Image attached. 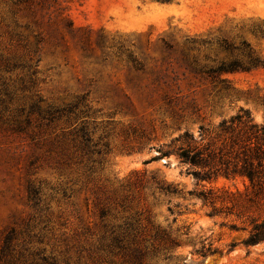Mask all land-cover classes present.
I'll list each match as a JSON object with an SVG mask.
<instances>
[{
  "label": "rangeland",
  "instance_id": "obj_1",
  "mask_svg": "<svg viewBox=\"0 0 264 264\" xmlns=\"http://www.w3.org/2000/svg\"><path fill=\"white\" fill-rule=\"evenodd\" d=\"M241 110L264 126V0H0V264H122L109 237L138 220L182 242L178 264H264L231 229L264 200L173 152Z\"/></svg>",
  "mask_w": 264,
  "mask_h": 264
},
{
  "label": "trees",
  "instance_id": "obj_2",
  "mask_svg": "<svg viewBox=\"0 0 264 264\" xmlns=\"http://www.w3.org/2000/svg\"><path fill=\"white\" fill-rule=\"evenodd\" d=\"M177 141L182 142V145L173 152L182 164L190 166L191 174L198 182L212 183L220 177L227 180L244 178L249 182V188L253 189L254 196L264 200V126L255 124L248 111L241 110L230 121H223L206 144L196 143L188 134ZM157 186L162 193H181L178 188L165 182H157ZM196 196L204 205L211 207L210 217L224 212V208L217 207L220 198L214 189L205 188ZM247 222L249 225L243 228L233 225L231 229L248 232L247 238L242 242L246 246L264 242V220L253 218ZM189 234L190 229L187 228L183 235L188 237ZM109 240L107 248L110 254L121 255L122 264H178L174 250L182 244L177 237L153 225L150 220L145 224L138 220L118 234L113 232ZM235 246L236 244L229 245L230 250ZM223 252V249L216 248L213 243L205 240L194 253L206 259L209 256L223 255Z\"/></svg>",
  "mask_w": 264,
  "mask_h": 264
}]
</instances>
